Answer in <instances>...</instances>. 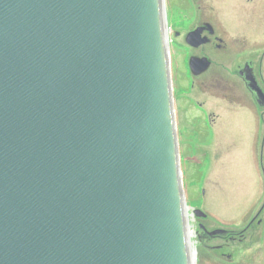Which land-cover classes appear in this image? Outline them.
I'll return each mask as SVG.
<instances>
[{
  "label": "water",
  "instance_id": "water-1",
  "mask_svg": "<svg viewBox=\"0 0 264 264\" xmlns=\"http://www.w3.org/2000/svg\"><path fill=\"white\" fill-rule=\"evenodd\" d=\"M187 210L164 0H0V264H194Z\"/></svg>",
  "mask_w": 264,
  "mask_h": 264
},
{
  "label": "rangeland",
  "instance_id": "rangeland-1",
  "mask_svg": "<svg viewBox=\"0 0 264 264\" xmlns=\"http://www.w3.org/2000/svg\"><path fill=\"white\" fill-rule=\"evenodd\" d=\"M257 2L164 0L176 99L175 109L179 121L182 111H179L181 106L178 101H185L188 95L184 88L186 69L182 64L184 49L187 47L184 40L185 34L189 29L197 26L207 29V35L214 36L216 30L218 33L225 34L224 38L230 39L235 30L233 25L238 23L239 18L247 21L248 17L254 25L261 22L257 4L263 6L264 3L262 0ZM220 4L224 5L225 10ZM219 22L223 24L221 31L225 29V25L227 26L225 33L218 30ZM209 29L212 31H208ZM205 49L207 50V47ZM220 80L221 78H217V83ZM216 86L221 90L211 89L208 94H201L203 98L216 109H223L224 112L236 111L234 107L228 105L231 103L228 100L235 97L231 84H228L226 90ZM178 107L179 110H177ZM192 112V109L188 111L189 114ZM245 115V113H239L232 117L229 115L225 117L229 122L223 135L226 134L225 132H230L239 141L236 149L230 139L225 141L224 136L221 139L219 137V141L212 145L215 134L211 132L201 134L197 131L196 123L187 120L179 122L180 166L187 205L191 208H199L207 214L206 218L193 216L191 221L194 231L192 241L196 251L195 264H264V223L261 226L253 223L248 231L244 228L252 217L251 214L261 206V197L264 194V166L262 165L264 151L259 153L256 151L254 146L256 135L252 133L253 130L245 133L242 138L237 130L238 127L240 128L238 120ZM200 125L204 126V123L200 121ZM250 127L251 129L254 127L253 122ZM205 146L210 147L204 149ZM260 214H264V211ZM260 214L258 219L261 217ZM199 222L211 230L224 228L235 237L242 233L240 235H244L243 241L232 244L228 235L209 238L204 231H199L197 225ZM227 244L230 247H224ZM221 250L225 253L232 250L234 255L231 256V260L222 256Z\"/></svg>",
  "mask_w": 264,
  "mask_h": 264
},
{
  "label": "flooded vegetation",
  "instance_id": "flooded-vegetation-1",
  "mask_svg": "<svg viewBox=\"0 0 264 264\" xmlns=\"http://www.w3.org/2000/svg\"><path fill=\"white\" fill-rule=\"evenodd\" d=\"M252 1L257 2V0H249V2ZM262 1L264 3V0ZM221 7L225 10L224 5H221ZM257 11L261 16V22L254 25L248 17L247 21L239 18L238 23L233 25L235 30L230 39L224 38L225 34L218 33L216 30L214 36L213 34L207 35V29L203 30L197 26L189 29L185 34L184 40L187 47L184 49L182 64L186 69L184 88L187 90L188 95L185 101H178L181 109L179 110L178 107L177 110L182 111L180 121L176 114L178 136L179 122L187 120L198 124L197 131L201 134H205V132L215 134L212 145L219 141V137L221 139L224 136L225 141L230 139L236 149L239 141L230 132H225L226 134L223 135L229 122L225 117L245 113L246 115L238 120L240 128L238 127L237 130L241 138L245 133L253 130L252 133L256 135L254 144L256 151L258 153L264 151V4L263 6L257 4ZM220 23L218 25L219 31L223 27V24L221 23L220 26ZM196 28L200 30V36L205 38V42L198 46L190 44L186 39L188 33ZM226 30L227 26L225 25V29L221 32L225 33ZM208 31L212 30L209 29ZM202 57H207L210 60V64L206 69L199 71L194 69L193 66L192 68L189 66V60L191 64L194 60ZM254 76L257 81H255ZM217 78H221L218 83ZM228 84H231L232 89H234L233 95L235 97L228 100L231 103L227 104L234 107L236 111L228 110L224 112L223 109H216L201 95L208 94L211 89L221 90L216 85L226 90ZM255 89H260L262 96L258 98ZM191 109L193 112L189 114L188 111ZM200 121L204 123V126L200 125ZM251 122L254 123L252 129L250 127ZM208 147L210 146H205L204 149ZM263 207L264 197L261 208L256 211L255 216ZM256 224L259 226L261 220L257 219ZM198 225H201V223L199 222ZM226 257H229V254H226Z\"/></svg>",
  "mask_w": 264,
  "mask_h": 264
},
{
  "label": "bare ground",
  "instance_id": "bare-ground-1",
  "mask_svg": "<svg viewBox=\"0 0 264 264\" xmlns=\"http://www.w3.org/2000/svg\"><path fill=\"white\" fill-rule=\"evenodd\" d=\"M184 191V190H183ZM184 195H185V193H184ZM186 199V198H185ZM188 224H189V219H188ZM191 228L192 227H188V229H189V235H190V239H192V237H193V234H194V231H192L191 230ZM191 257H192V260H193V262H194V258H195V251H194V242H191Z\"/></svg>",
  "mask_w": 264,
  "mask_h": 264
}]
</instances>
